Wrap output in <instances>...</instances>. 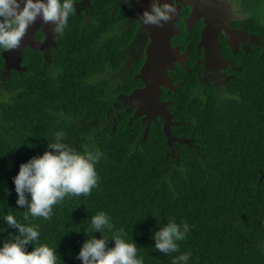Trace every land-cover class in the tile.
Instances as JSON below:
<instances>
[{
  "label": "trees",
  "instance_id": "1",
  "mask_svg": "<svg viewBox=\"0 0 264 264\" xmlns=\"http://www.w3.org/2000/svg\"><path fill=\"white\" fill-rule=\"evenodd\" d=\"M103 19L94 15L91 26L73 34L69 23L48 61L24 50L20 73L4 69L0 50V241L16 233L2 221L11 213L39 224L40 242L57 248L63 264H81L83 231L103 210L145 264H172L179 254L154 249L152 232L168 219L190 225L179 242L180 252L192 253L189 264H264V48L226 67L221 85L199 84L198 66L177 68L182 86L160 96L170 100L176 139L168 145L160 119L144 124L116 106L118 94L141 85L133 74L142 60L116 74L128 35L104 38ZM57 131L78 151H100L98 186L54 205L49 220L24 221L13 177Z\"/></svg>",
  "mask_w": 264,
  "mask_h": 264
},
{
  "label": "clouds",
  "instance_id": "2",
  "mask_svg": "<svg viewBox=\"0 0 264 264\" xmlns=\"http://www.w3.org/2000/svg\"><path fill=\"white\" fill-rule=\"evenodd\" d=\"M132 2L126 0V5ZM75 4L76 0H0V50L17 49L29 26L38 18L54 25L53 39L62 36L69 18L76 14ZM176 11V0L171 3L153 0L150 10H145L140 20L145 26L161 27L162 22L173 19ZM65 141L64 132L57 131L42 155L19 165L13 184L17 194L15 203L25 209L24 221L30 217L49 220L54 205L68 196L89 195L98 186L96 165L102 155L100 151L85 147L81 152ZM2 221L16 233L9 235L11 239L0 241V264H63L57 248L40 242L39 224L21 223L11 213L4 214ZM88 221V228L83 231L88 238L76 255L81 264H145L136 243L132 238L127 239L124 228L115 229L106 212L98 211ZM167 221L152 232L154 249L166 256L179 253L173 256L172 264H189L192 253L180 252L179 242L186 239L190 225L175 219ZM4 231L5 228H0V233ZM93 233H99L101 238Z\"/></svg>",
  "mask_w": 264,
  "mask_h": 264
},
{
  "label": "flooded vegetation",
  "instance_id": "3",
  "mask_svg": "<svg viewBox=\"0 0 264 264\" xmlns=\"http://www.w3.org/2000/svg\"><path fill=\"white\" fill-rule=\"evenodd\" d=\"M152 1L150 0V3ZM164 2L171 3V0H160V3ZM75 7L76 14L71 16L72 21L69 22V31L72 34L77 30L82 32L86 25L91 26L94 22V15H96L101 19L104 16L103 20L107 24L102 27L101 34L104 38L113 39L122 34L128 35L125 44L119 48L123 57L121 63L124 61V64L116 71V74L121 76L142 60L137 73L139 72L147 57L146 51L151 43V35H153L154 42L159 41L162 45H167L170 42L171 48H175L177 53L172 56L160 53L161 56L158 57L161 60L174 62V70L167 71V76L172 85L177 84L178 87L175 90L160 87L158 94L159 100L166 104L165 108L168 112L167 106L170 100L162 99L160 96H162L163 90L176 92L182 86L183 81L178 76L177 68L188 72L193 66H198L201 69L198 76L199 84L221 85L225 80L222 71L226 67L235 63L236 59L246 56L245 54L249 53L251 49L264 48V0H176L175 16L167 23L162 22L160 27L165 32V26H168L166 34L158 33L156 26H145L141 22L138 0H133L130 6L126 5V0H76ZM115 14L117 16L114 20ZM210 22L215 35L214 43L218 45L219 56L229 63L219 71L211 70V68L206 69L201 63L206 60L204 49L201 47L202 37ZM36 23L37 30L34 32V39L43 43L46 40L44 25L48 27L50 25L39 20H36ZM224 31H227L226 35L223 33ZM46 32L48 38H53L52 30L46 28ZM65 34L66 30L62 36L52 41L47 40L41 50L35 52H39L42 58L48 61L51 53L55 52L59 43L65 39ZM164 35L168 38H165ZM179 61L182 62L183 68L178 64ZM137 73L133 74V78ZM143 87L141 82V85L132 91ZM131 92L125 95L118 94L116 106H121L124 112L131 113L132 117L140 118L144 124L156 123L160 119L163 127L161 117L156 114L153 116L154 119L146 115L135 116V108H132L129 98ZM171 139L174 141L176 138L171 137Z\"/></svg>",
  "mask_w": 264,
  "mask_h": 264
},
{
  "label": "water",
  "instance_id": "4",
  "mask_svg": "<svg viewBox=\"0 0 264 264\" xmlns=\"http://www.w3.org/2000/svg\"><path fill=\"white\" fill-rule=\"evenodd\" d=\"M138 3L139 14L142 16L147 8L150 9L151 3L150 0H138ZM37 20L42 22L39 18ZM49 25V27L44 25L45 27L43 30L46 34V40L43 43H39L34 39V32L37 30V23L35 21L27 29L26 35L22 38L17 49L4 50L1 52L3 67L6 71L20 73L23 68L21 66V61L24 50L29 48L32 51H40L47 40H53L52 37L48 38L46 28L52 30L54 25L51 22H49ZM157 32L166 34V32H168V26H165V32L162 31V28L157 27ZM223 33L226 35L227 31H224ZM164 37L166 38L167 36L164 35ZM213 37H215V35L212 29V23L210 22L202 37L201 47L204 49L206 60L201 63L206 69L211 68V70L219 71L220 69L225 68L229 63L219 56L218 45L214 43ZM160 53L172 56V54L177 53V50L173 47L171 48L170 42L167 45H162L159 41L154 42L153 35H151V43L146 51V60L139 72L134 76L136 80L143 83L144 87L132 91L129 98L131 99L132 108H135V116L146 115L154 119L153 116L156 114L161 117L163 121L162 130L169 145L172 140L169 132L172 125V115L166 110V104L159 100L158 94L160 87H165L168 90H175L178 85H172L167 76V71L174 70V62L158 59V57L161 56L159 55ZM178 64L183 68L181 61H179Z\"/></svg>",
  "mask_w": 264,
  "mask_h": 264
},
{
  "label": "rangeland",
  "instance_id": "5",
  "mask_svg": "<svg viewBox=\"0 0 264 264\" xmlns=\"http://www.w3.org/2000/svg\"><path fill=\"white\" fill-rule=\"evenodd\" d=\"M117 75H119V74H117ZM111 80H112L114 83H116V77H112ZM111 86H114V85L111 84ZM0 96H1V93H0Z\"/></svg>",
  "mask_w": 264,
  "mask_h": 264
}]
</instances>
